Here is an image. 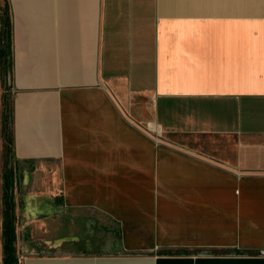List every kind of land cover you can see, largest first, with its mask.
<instances>
[{"label": "crops", "instance_id": "1", "mask_svg": "<svg viewBox=\"0 0 264 264\" xmlns=\"http://www.w3.org/2000/svg\"><path fill=\"white\" fill-rule=\"evenodd\" d=\"M5 2L17 263L264 264V0Z\"/></svg>", "mask_w": 264, "mask_h": 264}, {"label": "trees", "instance_id": "2", "mask_svg": "<svg viewBox=\"0 0 264 264\" xmlns=\"http://www.w3.org/2000/svg\"><path fill=\"white\" fill-rule=\"evenodd\" d=\"M8 12L9 6L8 3H6L5 13L0 18L2 28L0 39V60L2 65H5L7 56H10L12 45L11 19ZM8 51L9 53H7ZM10 144H12V141ZM2 206L1 241L4 260L0 264H18L16 251L17 235L15 225V173L13 168L8 169L3 177Z\"/></svg>", "mask_w": 264, "mask_h": 264}, {"label": "rangeland", "instance_id": "3", "mask_svg": "<svg viewBox=\"0 0 264 264\" xmlns=\"http://www.w3.org/2000/svg\"><path fill=\"white\" fill-rule=\"evenodd\" d=\"M5 0H0V17L5 13ZM0 24V37H1ZM9 53V51L7 52ZM10 59L7 56L5 65H2L0 60V263L4 260L3 246L1 241V223H2V186L3 177L8 169H11L10 161V137H11V99L13 96L10 85ZM20 199L29 192V187H18ZM33 190V188H30ZM16 193V187H15Z\"/></svg>", "mask_w": 264, "mask_h": 264}]
</instances>
